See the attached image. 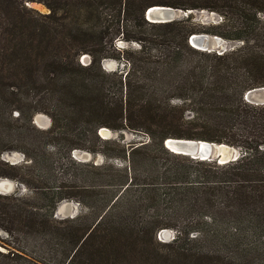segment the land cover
<instances>
[{
    "label": "trees",
    "instance_id": "obj_1",
    "mask_svg": "<svg viewBox=\"0 0 264 264\" xmlns=\"http://www.w3.org/2000/svg\"><path fill=\"white\" fill-rule=\"evenodd\" d=\"M152 5L222 21L151 22ZM197 33L240 44L200 50L189 43ZM108 58L127 70H105ZM262 86L264 0H0V177L30 190L0 193V264H264V104L244 98ZM40 112L48 128L34 125ZM102 127L147 140L102 138ZM167 137L240 155L193 159ZM76 149L107 160H78ZM8 151L24 162L4 161ZM64 200L82 211L56 217ZM162 229L173 238L158 239Z\"/></svg>",
    "mask_w": 264,
    "mask_h": 264
},
{
    "label": "rangeland",
    "instance_id": "obj_2",
    "mask_svg": "<svg viewBox=\"0 0 264 264\" xmlns=\"http://www.w3.org/2000/svg\"><path fill=\"white\" fill-rule=\"evenodd\" d=\"M30 6L40 10L41 12H46V8L39 4V3H31ZM178 18L181 17H186L190 16L191 21L194 23H199L201 25L209 26L213 24H217L222 21L221 16L218 12L213 11V10H208V9H190L189 11H184L182 9H178ZM198 34H207V33H198ZM209 35L210 41L208 48L210 50H215V51H223L228 48H232L238 44H240L239 41H232V40H227L221 36L218 35ZM116 46L118 47H131L132 49H137L138 48V43L135 41H124V40H117L116 41ZM80 57V62H81ZM83 62L86 63V59H83ZM102 67L105 70H120L121 72H125L128 68V64L126 63V60L123 58L120 59H115V58H108L102 62ZM250 100H255V99H262L264 98V91L260 92H251L248 97ZM38 114H42L46 117L44 121L41 123H38L36 120V117ZM33 121L35 122L34 125L38 128H48L51 124L50 118L45 114V113H37L33 117ZM99 133L101 136H109L111 138L121 140L126 143H132V142H139L142 140H147V136L144 132L138 131V130H132V129H126V130H112L109 129V132L103 131L102 128L99 130ZM232 146V145H230ZM235 149H237L239 152V148L232 146ZM72 156L78 160L82 161H93L94 163H101L106 161L107 159L100 153L93 154L85 150L81 149H76L72 151ZM1 158L4 161H7L8 163H23L24 162V154L20 151H8L4 152L1 156ZM108 161L116 164V165H122L123 161L120 160L119 158H111ZM19 193V194H29L30 190L23 185L22 183L18 182L17 180L9 177H0V193L1 194H10V193ZM82 211L81 205H79L76 201L73 200H64L60 202L56 208L55 211V216L56 217H68V216H75L79 212ZM169 231L168 237L166 238V241H169L173 238L174 236V231L171 229H166ZM6 237V233L0 229V250L5 251L6 247L3 244V239ZM158 239L161 238L159 237V233L157 235Z\"/></svg>",
    "mask_w": 264,
    "mask_h": 264
},
{
    "label": "water",
    "instance_id": "obj_3",
    "mask_svg": "<svg viewBox=\"0 0 264 264\" xmlns=\"http://www.w3.org/2000/svg\"><path fill=\"white\" fill-rule=\"evenodd\" d=\"M30 4L31 3H29L28 5ZM178 13V9L170 6L152 5L146 8L144 14L145 18L151 22H168L178 18ZM210 38L211 37H209V35L207 34H192L189 38V43L197 49L210 51V49L208 48ZM83 58H85L88 62L87 55H84ZM260 91H264V86L248 90L245 93L244 98L248 102L253 104H264V98L255 100H250L248 98L251 92ZM102 130L109 132V129L106 127H102ZM101 137L106 139L110 138L108 135L105 137ZM163 144L172 152L183 154L193 159L216 160L217 163H225L230 160H235L240 155V152L237 149L226 143H216L203 139L167 137L164 139ZM168 234V230H160L159 237L161 238L159 239L162 241H166Z\"/></svg>",
    "mask_w": 264,
    "mask_h": 264
},
{
    "label": "bare ground",
    "instance_id": "obj_4",
    "mask_svg": "<svg viewBox=\"0 0 264 264\" xmlns=\"http://www.w3.org/2000/svg\"><path fill=\"white\" fill-rule=\"evenodd\" d=\"M83 57L84 56H82V59H84ZM44 119H46V117L44 115H42V114H38L37 117H36L37 122L41 123V124H43L42 122L44 121ZM47 121H49V120H47Z\"/></svg>",
    "mask_w": 264,
    "mask_h": 264
},
{
    "label": "built area",
    "instance_id": "obj_5",
    "mask_svg": "<svg viewBox=\"0 0 264 264\" xmlns=\"http://www.w3.org/2000/svg\"><path fill=\"white\" fill-rule=\"evenodd\" d=\"M81 62L84 63L82 58H81ZM86 62H87V61H86Z\"/></svg>",
    "mask_w": 264,
    "mask_h": 264
}]
</instances>
